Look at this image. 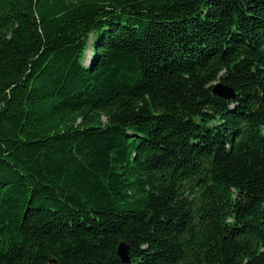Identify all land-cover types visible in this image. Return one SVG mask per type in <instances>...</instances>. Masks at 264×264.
<instances>
[{"label": "trees", "instance_id": "obj_1", "mask_svg": "<svg viewBox=\"0 0 264 264\" xmlns=\"http://www.w3.org/2000/svg\"><path fill=\"white\" fill-rule=\"evenodd\" d=\"M0 264H264V0H0Z\"/></svg>", "mask_w": 264, "mask_h": 264}, {"label": "water", "instance_id": "obj_2", "mask_svg": "<svg viewBox=\"0 0 264 264\" xmlns=\"http://www.w3.org/2000/svg\"><path fill=\"white\" fill-rule=\"evenodd\" d=\"M213 94L217 95L220 98H224V99H232L235 97V93L234 90L225 86H222L220 84L216 85L213 88ZM128 247L121 243L118 247V254L122 260V262H127L128 260Z\"/></svg>", "mask_w": 264, "mask_h": 264}]
</instances>
